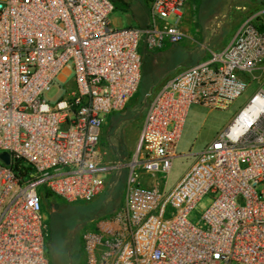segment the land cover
Returning a JSON list of instances; mask_svg holds the SVG:
<instances>
[{"label": "built area", "instance_id": "1", "mask_svg": "<svg viewBox=\"0 0 264 264\" xmlns=\"http://www.w3.org/2000/svg\"><path fill=\"white\" fill-rule=\"evenodd\" d=\"M186 1L151 0L146 26L116 27L111 0H0V264H50L44 191L89 201L123 172L122 203L82 225L83 264H264V18H245L228 43L205 45L204 59L159 85L125 161L98 149L106 116L139 86L140 45L186 37L170 22ZM59 74L51 102L43 93ZM243 95L166 188L189 107L225 110Z\"/></svg>", "mask_w": 264, "mask_h": 264}, {"label": "rangeland", "instance_id": "2", "mask_svg": "<svg viewBox=\"0 0 264 264\" xmlns=\"http://www.w3.org/2000/svg\"><path fill=\"white\" fill-rule=\"evenodd\" d=\"M114 8L110 20L116 27H144L148 23L151 0H111ZM264 18V0H187L179 22L186 37L178 43H166L162 49L150 50L140 45L143 64L139 86L125 106L105 118L99 141V152L104 160L125 161L132 153L143 119L145 105L152 98L159 85L170 76L206 57L204 46L220 47L227 43L249 17ZM59 74L50 89L43 93L53 102L61 92ZM72 74L66 79H71ZM58 85L61 87L59 88ZM245 101L241 96L227 109L210 108L199 104L189 107L184 119L181 135L176 147L166 181L170 188L192 162L193 154L209 143L225 126L233 113ZM189 153V154H188ZM124 172L112 192L103 191L89 201H78L61 207L52 206L53 198L43 202L42 215L48 225L49 241L46 239L45 253L50 264H83L84 254L81 243L82 225L95 215L109 213L115 203L123 200ZM122 195L117 199L116 188ZM43 187L37 188L42 192ZM212 199L204 194L190 211L188 219L196 224ZM47 235V236H48Z\"/></svg>", "mask_w": 264, "mask_h": 264}, {"label": "trees", "instance_id": "3", "mask_svg": "<svg viewBox=\"0 0 264 264\" xmlns=\"http://www.w3.org/2000/svg\"><path fill=\"white\" fill-rule=\"evenodd\" d=\"M143 54V53H142ZM142 64H143V60H142ZM116 191H117V199H118V197H120V195H122V192H121V188L120 187H117L116 188ZM53 198V200H54V203H53V205L52 206H54V207H61V206H63V205H68V204H70L69 202H65V201H62V200H60L59 198H57V197H55L53 194H51V193H49V192H47V191H44L43 192V194H42V206H43V202H46L47 200H49V199H52ZM78 202V201H77ZM77 202H71V203H77ZM118 204H119V201L117 202V203H115V207H117L118 206ZM114 207V208H115ZM113 208V209H114ZM112 209V210H113ZM48 226V225H47ZM48 234H49V232H48ZM47 234V235H48ZM49 237V235L47 236V238ZM48 241H49V238H48Z\"/></svg>", "mask_w": 264, "mask_h": 264}, {"label": "water", "instance_id": "4", "mask_svg": "<svg viewBox=\"0 0 264 264\" xmlns=\"http://www.w3.org/2000/svg\"><path fill=\"white\" fill-rule=\"evenodd\" d=\"M0 158H2L6 163L9 161V156L6 152L0 153Z\"/></svg>", "mask_w": 264, "mask_h": 264}, {"label": "crops", "instance_id": "5", "mask_svg": "<svg viewBox=\"0 0 264 264\" xmlns=\"http://www.w3.org/2000/svg\"><path fill=\"white\" fill-rule=\"evenodd\" d=\"M233 35H234V34H233ZM228 42H229V41H228ZM228 42H227V43H228ZM225 44H226V43H225ZM225 44H224V45H225ZM224 45H222V46H224ZM222 46H220V47H222ZM220 47H215V48H220Z\"/></svg>", "mask_w": 264, "mask_h": 264}]
</instances>
